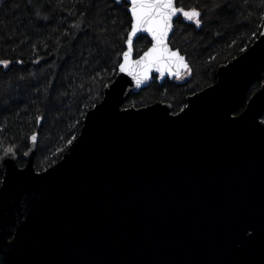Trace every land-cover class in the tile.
<instances>
[{
	"label": "water",
	"instance_id": "obj_1",
	"mask_svg": "<svg viewBox=\"0 0 264 264\" xmlns=\"http://www.w3.org/2000/svg\"><path fill=\"white\" fill-rule=\"evenodd\" d=\"M180 16L164 42L183 63L154 66L137 86L120 71L126 41L116 77L57 163L36 169L37 134L24 166L15 151L0 156L4 264H264V83L250 96L264 80V27L180 112L124 107L155 77L189 71L170 44ZM140 36L151 46L136 57ZM129 38L133 63L156 43L143 30Z\"/></svg>",
	"mask_w": 264,
	"mask_h": 264
},
{
	"label": "trees",
	"instance_id": "obj_2",
	"mask_svg": "<svg viewBox=\"0 0 264 264\" xmlns=\"http://www.w3.org/2000/svg\"><path fill=\"white\" fill-rule=\"evenodd\" d=\"M177 6L201 13L199 27L180 16L170 42L187 57L185 79L161 83L155 77L125 108L163 102L180 112L187 97L215 84L218 67L241 55L264 27V0H178ZM129 7L114 0H5L0 61L10 63H0V156L11 148L24 166L37 134L38 171L62 158L117 75L132 28ZM150 46L140 36L136 57ZM263 83H255L250 96ZM2 181L0 172V187Z\"/></svg>",
	"mask_w": 264,
	"mask_h": 264
},
{
	"label": "snow or ice",
	"instance_id": "obj_3",
	"mask_svg": "<svg viewBox=\"0 0 264 264\" xmlns=\"http://www.w3.org/2000/svg\"><path fill=\"white\" fill-rule=\"evenodd\" d=\"M115 3H122L124 6L130 5V11L134 23L132 24L131 36L143 30L150 32L156 41L154 46L146 52L139 60L134 63L130 61L132 39L127 40L129 51L124 53V63L120 65L121 72H127L136 80L137 86L143 83L148 77L152 67L157 71L163 72L167 68H172L176 63H183V58L178 53L168 51L165 44V38L172 27V18L181 15L188 20H194L199 27L201 20L200 11L196 9L185 10L183 7H177L175 0H114ZM31 4L32 0H28ZM5 0H0V7L4 6ZM4 68L9 66V61H0ZM186 66V65H185ZM32 141L37 140L36 136L31 137ZM13 150L10 148L5 152L8 155Z\"/></svg>",
	"mask_w": 264,
	"mask_h": 264
},
{
	"label": "rangeland",
	"instance_id": "obj_4",
	"mask_svg": "<svg viewBox=\"0 0 264 264\" xmlns=\"http://www.w3.org/2000/svg\"><path fill=\"white\" fill-rule=\"evenodd\" d=\"M185 75H186V73H184L183 76L180 79H185V77H186ZM180 79H177V80H180Z\"/></svg>",
	"mask_w": 264,
	"mask_h": 264
}]
</instances>
